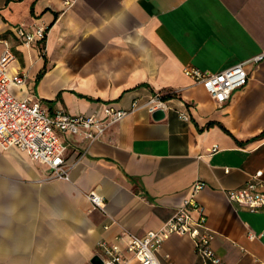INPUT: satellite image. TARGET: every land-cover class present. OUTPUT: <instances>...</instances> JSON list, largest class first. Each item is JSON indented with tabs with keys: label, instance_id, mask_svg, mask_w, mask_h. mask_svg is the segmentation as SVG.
Masks as SVG:
<instances>
[{
	"label": "crops",
	"instance_id": "0c3cea01",
	"mask_svg": "<svg viewBox=\"0 0 264 264\" xmlns=\"http://www.w3.org/2000/svg\"><path fill=\"white\" fill-rule=\"evenodd\" d=\"M18 24H41L46 37L24 45L12 32ZM3 40L16 56L11 72L25 79L12 90L32 93L49 113L129 109L153 93H173L165 98L176 110L155 119L135 109L91 143L59 132L68 180L50 178L47 165L17 147H0V264L87 263L101 241L137 264L122 233L158 229L196 180L222 264H264V213L225 195L256 171L264 179V57L222 104L183 73L264 53V0H0V53ZM89 192L102 196L103 209ZM157 257L201 264L188 235H170Z\"/></svg>",
	"mask_w": 264,
	"mask_h": 264
},
{
	"label": "built area",
	"instance_id": "2783aa9c",
	"mask_svg": "<svg viewBox=\"0 0 264 264\" xmlns=\"http://www.w3.org/2000/svg\"><path fill=\"white\" fill-rule=\"evenodd\" d=\"M64 3L70 4L71 0H64ZM12 32L19 42L28 46L45 37L46 27L41 24L34 27L18 24L12 27ZM2 42L4 47L0 53V147H17L32 160L47 165L50 178L68 180L70 175V165L66 162L67 144L60 138L59 132L79 135L91 143L101 139L110 125L135 109L143 108L148 113L158 109L164 113L170 109L176 110L163 94L153 93L144 99H134L129 109L104 104L99 112L89 115H72L60 107L49 113L39 99H34L32 93L19 95L12 90L13 86H22L25 79L23 74L11 72L10 67L16 56L6 40ZM263 57L264 53H260L216 72L185 66L183 73L195 83L201 84L216 103L222 104L231 97L233 91L247 84L248 64L257 63ZM177 111L180 117L189 119L187 111ZM203 186L204 182L196 180L172 216L158 229L148 230L141 235L129 231L122 233L126 249L137 264H161L157 257L158 248L172 234L188 235L192 239L195 254L201 264H222L221 258L212 247L215 232L206 224L205 209L196 199ZM225 195L228 201L250 212L264 213L262 171L250 175L243 185L227 189ZM86 196L93 208L103 209L101 195L89 192ZM96 251L94 255L101 259V264H127L130 260L117 247L103 241L98 242ZM80 264L92 263L89 261Z\"/></svg>",
	"mask_w": 264,
	"mask_h": 264
},
{
	"label": "water",
	"instance_id": "95a60500",
	"mask_svg": "<svg viewBox=\"0 0 264 264\" xmlns=\"http://www.w3.org/2000/svg\"><path fill=\"white\" fill-rule=\"evenodd\" d=\"M164 112L160 109L154 111L152 113L153 118L155 119H159L162 118L164 116ZM92 264H101V259L97 256V255H93L90 260H89Z\"/></svg>",
	"mask_w": 264,
	"mask_h": 264
},
{
	"label": "trees",
	"instance_id": "16d2710c",
	"mask_svg": "<svg viewBox=\"0 0 264 264\" xmlns=\"http://www.w3.org/2000/svg\"><path fill=\"white\" fill-rule=\"evenodd\" d=\"M45 37H46V34H45ZM45 37H44V38H45ZM44 38H43V39H44ZM41 40H42V39H41ZM172 95H173V93H168L167 95H164V94H163L162 96H163V97H166V96H172ZM225 130H226V129H225ZM261 134H264V131L261 132Z\"/></svg>",
	"mask_w": 264,
	"mask_h": 264
}]
</instances>
